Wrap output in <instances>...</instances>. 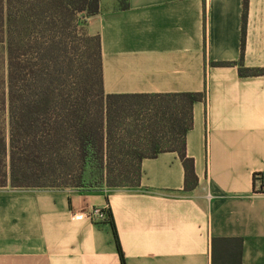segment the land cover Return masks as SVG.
<instances>
[{"label":"crops","instance_id":"obj_1","mask_svg":"<svg viewBox=\"0 0 264 264\" xmlns=\"http://www.w3.org/2000/svg\"><path fill=\"white\" fill-rule=\"evenodd\" d=\"M247 3V4H246ZM87 20L101 37L104 89L114 94L204 93L193 108L186 188L177 152L142 163L141 185L80 192L0 189V264H264V0H101ZM233 238L242 240L238 244Z\"/></svg>","mask_w":264,"mask_h":264},{"label":"trees","instance_id":"obj_2","mask_svg":"<svg viewBox=\"0 0 264 264\" xmlns=\"http://www.w3.org/2000/svg\"><path fill=\"white\" fill-rule=\"evenodd\" d=\"M116 2L119 10L130 7V0ZM101 11V0H0L6 63L0 189L134 188L141 185L143 161L168 151L184 164L186 188L198 184L187 135L194 105L205 94L107 95L101 37L86 29ZM239 71L264 74L244 66Z\"/></svg>","mask_w":264,"mask_h":264},{"label":"built area","instance_id":"obj_3","mask_svg":"<svg viewBox=\"0 0 264 264\" xmlns=\"http://www.w3.org/2000/svg\"><path fill=\"white\" fill-rule=\"evenodd\" d=\"M263 173H258L255 175V192L264 193V176ZM75 219H84L88 218L94 222H102L104 220L109 219L107 210L103 207H93L88 211H83L79 213H75Z\"/></svg>","mask_w":264,"mask_h":264},{"label":"rangeland","instance_id":"obj_4","mask_svg":"<svg viewBox=\"0 0 264 264\" xmlns=\"http://www.w3.org/2000/svg\"><path fill=\"white\" fill-rule=\"evenodd\" d=\"M4 78L6 79V63H5V51L2 48V46H0V116L4 117V115H2V103H1V97H2V90H4L5 88V84L4 82ZM3 84V87H2ZM124 188H130V187H124Z\"/></svg>","mask_w":264,"mask_h":264}]
</instances>
